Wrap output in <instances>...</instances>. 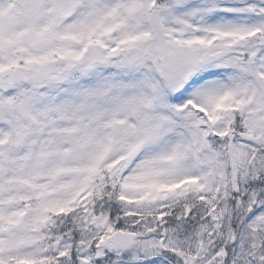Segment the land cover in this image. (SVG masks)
Wrapping results in <instances>:
<instances>
[{
	"label": "snow or ice",
	"instance_id": "snow-or-ice-1",
	"mask_svg": "<svg viewBox=\"0 0 264 264\" xmlns=\"http://www.w3.org/2000/svg\"><path fill=\"white\" fill-rule=\"evenodd\" d=\"M0 264H264V0H0Z\"/></svg>",
	"mask_w": 264,
	"mask_h": 264
}]
</instances>
